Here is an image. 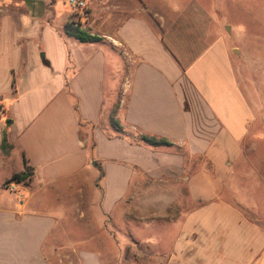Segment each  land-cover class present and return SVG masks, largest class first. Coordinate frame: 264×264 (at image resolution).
<instances>
[{
    "label": "crops",
    "instance_id": "crops-1",
    "mask_svg": "<svg viewBox=\"0 0 264 264\" xmlns=\"http://www.w3.org/2000/svg\"><path fill=\"white\" fill-rule=\"evenodd\" d=\"M83 1L73 12L65 0H23L17 26L0 24V90L11 94L0 98V127L11 120L0 170L19 163L0 183V264H73L55 258L63 221L75 232L86 220L92 234L99 218L108 234L126 218L127 195L141 198L148 184L153 224L176 231L153 243V264H264V214L250 218L232 198L255 125L237 46L211 19L207 29L197 11L188 20L163 0ZM74 18L101 40L66 36ZM28 166V185L4 187ZM84 251L78 264H110Z\"/></svg>",
    "mask_w": 264,
    "mask_h": 264
},
{
    "label": "rangeland",
    "instance_id": "rangeland-1",
    "mask_svg": "<svg viewBox=\"0 0 264 264\" xmlns=\"http://www.w3.org/2000/svg\"><path fill=\"white\" fill-rule=\"evenodd\" d=\"M163 2L170 7V11H173L172 14L188 20L194 19L191 11H197L196 18L200 16L202 20L207 19L203 24L207 29L211 19L221 28L226 43L237 46L235 54L239 52V56L234 60L238 85L253 110L255 125L251 138L243 143L244 147L250 148L246 155L247 159L241 156L237 165L238 177H235L236 173L232 177L237 178V184L231 188L232 198L236 205L246 208L244 210H247L248 217L260 220L264 214V0H163ZM195 4L200 7V12L193 7ZM153 7H160L157 0H153ZM185 9H188V12ZM24 11L23 0H0V24L3 18L8 17L17 26L18 18ZM170 11L160 13L167 16ZM73 20L74 24L78 25L76 22L79 19ZM5 64L7 62L0 59V67ZM0 80H4L1 72ZM4 89L6 86L1 87L0 98L6 103L11 99V94L8 96L3 94L6 92ZM2 126L1 130L6 129L5 123ZM18 168L19 163L16 159L13 168L1 169L0 183L11 171ZM141 189L143 193L141 198H130V195H127L126 218L120 221L119 226L114 225V228L107 225L108 234L100 229L99 218L93 220L92 234L84 227L86 220H82L75 232L69 231V222L64 220L67 232L61 230L58 235L55 258L78 264V258L87 253L83 250H87L99 254L100 258L106 261L109 260L110 264H153V243L171 242L176 236V231L167 227L164 220L153 224V186L148 184ZM137 191L138 188L131 187L132 195Z\"/></svg>",
    "mask_w": 264,
    "mask_h": 264
},
{
    "label": "trees",
    "instance_id": "trees-1",
    "mask_svg": "<svg viewBox=\"0 0 264 264\" xmlns=\"http://www.w3.org/2000/svg\"><path fill=\"white\" fill-rule=\"evenodd\" d=\"M64 34L68 37H71L75 40H77L80 43H95L101 40V38L90 34L87 30L81 29L79 25H75L74 22H71L67 24V26L64 29ZM12 89H13V94L16 93V81L13 78L12 81ZM11 125V120L6 119L5 120V126L8 128ZM141 141L146 143L149 146H162V145H169V143L165 140H157L154 138L146 137L143 136L141 138ZM8 149V144H7V133L6 131L3 132V138H2V143H1V150L6 153ZM33 176V168L31 167H25V169L20 172L13 174L8 180L4 182V187H8L12 184H22L24 186L28 185Z\"/></svg>",
    "mask_w": 264,
    "mask_h": 264
},
{
    "label": "built area",
    "instance_id": "built-area-1",
    "mask_svg": "<svg viewBox=\"0 0 264 264\" xmlns=\"http://www.w3.org/2000/svg\"><path fill=\"white\" fill-rule=\"evenodd\" d=\"M70 10L73 12L84 11L86 4L83 0H65Z\"/></svg>",
    "mask_w": 264,
    "mask_h": 264
}]
</instances>
